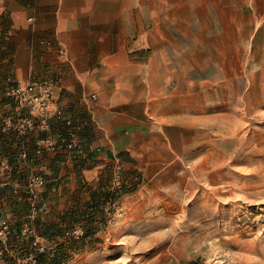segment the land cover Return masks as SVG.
Segmentation results:
<instances>
[{"label":"rangeland","instance_id":"obj_1","mask_svg":"<svg viewBox=\"0 0 264 264\" xmlns=\"http://www.w3.org/2000/svg\"><path fill=\"white\" fill-rule=\"evenodd\" d=\"M148 1L115 31L132 64L127 89H149L140 102L148 112L133 103L143 121L129 133L131 149L118 152L127 168L84 178L46 213L54 170L38 166L47 152L32 155L45 133L17 144L0 132V264H37L36 252L59 247L60 264H264V0ZM71 118L81 129L70 154L102 135L90 116ZM51 134L62 139L53 125ZM35 173L45 183L33 205L26 182ZM119 188L127 192L104 201L93 235L86 209L65 215L92 191ZM46 223L58 233L45 236ZM15 225L21 237L8 245Z\"/></svg>","mask_w":264,"mask_h":264},{"label":"crops","instance_id":"obj_2","mask_svg":"<svg viewBox=\"0 0 264 264\" xmlns=\"http://www.w3.org/2000/svg\"><path fill=\"white\" fill-rule=\"evenodd\" d=\"M145 5L148 0H0V88L6 71L18 82L31 76H61L54 106L82 123L84 116H90L102 130L89 149L80 148L74 154L59 149L40 160L38 166L54 170L45 186L46 213L51 211L52 201L65 203L84 178L95 180L128 166L118 152L131 149L129 133L143 121L142 113H132L133 103L139 104L149 89L137 93L127 89L132 64L115 31L116 25L133 24V16ZM59 46L64 56L59 54ZM141 83L148 87L146 81ZM92 93L97 99L87 101ZM138 108L148 112L147 104L140 103ZM5 111L11 108L0 89V113ZM36 138L30 137L32 141ZM3 140L0 136V147Z\"/></svg>","mask_w":264,"mask_h":264},{"label":"built area","instance_id":"obj_3","mask_svg":"<svg viewBox=\"0 0 264 264\" xmlns=\"http://www.w3.org/2000/svg\"><path fill=\"white\" fill-rule=\"evenodd\" d=\"M49 42L50 40L47 41ZM58 50L59 54L64 56V49L61 46ZM61 81V76L46 74L31 76L24 82H18L10 71H6L2 78L1 96L10 106L11 111L7 115L0 113V132L14 133L21 139H27L34 131L45 133L37 139V144L32 151L35 157L59 149L71 152L76 148L81 125L65 115L61 108L54 106L53 102L55 88ZM55 121H61L67 126L66 139L59 141L51 134V126ZM21 154L23 157L28 155L23 147ZM41 170L45 169L41 168ZM45 172L47 174L49 170ZM44 183L42 173L32 174L28 178L26 192L33 205L41 200L39 194Z\"/></svg>","mask_w":264,"mask_h":264},{"label":"trees","instance_id":"obj_4","mask_svg":"<svg viewBox=\"0 0 264 264\" xmlns=\"http://www.w3.org/2000/svg\"><path fill=\"white\" fill-rule=\"evenodd\" d=\"M53 129L59 134L60 138L66 139V130H65L63 122L55 121L53 123ZM14 140L17 144H20L19 138H15ZM34 142H35V140H34ZM126 190L127 189L119 188L118 191H116V192H102V193H98L97 191H92V193L90 194V198L84 204H82V206H76V207L72 206L70 208V210H68L70 212L65 214V215H68V219L69 218L72 219V218H74L73 214H72L73 209L76 208V210H74V211H78L80 213L84 212V209H86V211H87L86 235H88V234L93 235L96 232L95 227H94V222L96 221V218L103 215L102 205H103L104 201H109V200L112 201L116 197H119L123 193L127 192ZM80 209H83V211H80ZM41 229L43 231V234L47 237H52L56 233H58L57 226H56V224H53V223L43 224ZM20 237H21L20 227L18 225H15L14 227H12L9 230V234L7 236L8 245H11L13 242L16 241V239H19ZM31 241H32V237L29 236L27 239V243L30 244ZM13 245H14V243H13ZM22 252H25V254H27L28 247H25L22 250ZM63 254H64L63 249L61 247H59L56 249V251L53 252L52 255L47 254V252H36L35 253V259H36L37 264H60L62 261V255ZM25 264H32V263L27 261Z\"/></svg>","mask_w":264,"mask_h":264},{"label":"bare ground","instance_id":"obj_5","mask_svg":"<svg viewBox=\"0 0 264 264\" xmlns=\"http://www.w3.org/2000/svg\"><path fill=\"white\" fill-rule=\"evenodd\" d=\"M127 243V242H126ZM129 243V242H128ZM132 243V242H131ZM130 244V243H129ZM136 246V245H135ZM136 247H134V249H135ZM127 249V248H126ZM116 263H118V262H116Z\"/></svg>","mask_w":264,"mask_h":264}]
</instances>
